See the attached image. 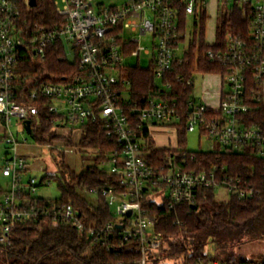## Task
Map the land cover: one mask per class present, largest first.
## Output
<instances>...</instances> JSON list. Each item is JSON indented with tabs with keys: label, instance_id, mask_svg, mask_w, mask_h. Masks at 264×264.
I'll return each instance as SVG.
<instances>
[{
	"label": "built area",
	"instance_id": "1",
	"mask_svg": "<svg viewBox=\"0 0 264 264\" xmlns=\"http://www.w3.org/2000/svg\"><path fill=\"white\" fill-rule=\"evenodd\" d=\"M30 1L0 0V124L12 151L2 168L3 175L11 177V187L0 194L2 244H11L15 225L54 216L95 243L108 235L119 246L136 241L140 252L136 264H158L167 252L163 234L156 230L158 218L151 216L145 203L164 197L172 209L194 204L203 188L224 189L240 198L261 193L251 178L219 172L218 166L187 169L188 149L180 147L177 137L176 143L161 145L154 129L177 135L179 123L185 121L187 131L198 130L217 144L215 151L249 152L264 158V0H52L61 18L52 26L28 21ZM213 6L219 14L240 12L241 21L229 24L222 41L217 29L214 40L205 37L209 45L205 56L222 70L202 72L197 60L189 77L176 75L177 82L194 87L183 104L173 83L162 80L177 65L188 63L189 54L199 59L200 40L193 50L191 47L193 31L188 35V47H181L187 39L185 21L193 17L197 29L201 16ZM146 35L150 47L142 45ZM51 52L71 64L79 62L78 70L70 71L69 79L61 82H43L29 74L25 79L29 88L21 92L22 57L45 61ZM141 56L149 61L159 87L155 94L139 100L131 94L127 69L132 65L127 60ZM200 73L220 78L215 104L195 93ZM41 105L53 115L59 136L46 145L50 149L77 155L85 128L93 122H100L108 137L117 139L119 148L109 153L107 166L118 175L121 190L105 187L89 192L108 196L110 205L117 203V216L101 228L87 225L72 201L42 206L33 200L39 197L38 186L47 181L24 179L30 163L19 147L29 145L32 134L27 133L24 121L39 114ZM14 117L22 122L17 132L12 129ZM65 129L67 133H63ZM157 148L172 149V154L153 164L150 158ZM115 247L107 246V250ZM208 264L225 263L213 260Z\"/></svg>",
	"mask_w": 264,
	"mask_h": 264
},
{
	"label": "trees",
	"instance_id": "2",
	"mask_svg": "<svg viewBox=\"0 0 264 264\" xmlns=\"http://www.w3.org/2000/svg\"><path fill=\"white\" fill-rule=\"evenodd\" d=\"M26 17L29 22L36 21L48 26L57 21L61 22L52 0H38L27 12ZM208 18L207 13L201 16L195 29L194 42L191 44L193 50L195 41L200 40L199 59L192 53L189 54L188 63L177 65L174 71L162 80L164 83H173L175 92L183 104L193 93L194 87L177 82V74L182 73L189 77L197 60L202 72L222 70L218 63L211 62L205 56V50L209 47L205 43ZM239 21L240 12L222 13L217 25L219 40L222 41L225 37L230 23L238 24ZM78 63L71 64L67 60H61L52 52L45 61L25 55L21 59L23 86L20 91L26 92L29 88L25 80L29 74L38 76L43 82H61L69 79L70 71L78 70ZM127 74L132 81L131 94L135 99L140 100L155 94L154 91L159 87L151 67L132 65L127 69ZM170 96L172 97V91ZM29 101L37 102L33 99ZM40 108L39 114L31 117L32 138L37 144L47 145L59 136L52 124L53 115L44 105ZM187 133L185 121L179 123L177 138L182 148H186ZM117 148V139L108 137L100 122L88 123L77 145V154L83 161L91 159L93 162L78 172L66 162L64 151L51 149L59 174H48L41 182L43 184L48 179L56 180L61 196L55 199L40 196L33 200L42 206L53 201H72L87 225L103 227L115 218L109 197L98 193L93 202L85 197V193H89L92 188L101 190L105 187H116L121 190L118 175L109 171L107 166L110 161L109 153ZM171 154L172 149L157 148L151 154L150 160L153 164H158ZM186 159L187 169L198 171L218 166L219 172L249 177L261 193L252 198L228 194V199L222 201L217 198V191L213 188H203L199 190L194 204L183 203L172 209L164 197L145 203L151 216L158 218L156 230L163 234L164 249L167 252L165 259L158 264H208L213 260L225 264H264V257L252 258L241 256L239 253L247 244L264 242V158L249 152L225 154L215 150H187ZM4 191L5 189L0 187V194ZM110 245L117 247L107 250ZM119 245L109 235L104 241L95 243L85 234L79 233L70 223L58 221L54 216L43 215L13 227L11 244L0 242V264H136L140 258L139 244L130 241ZM209 245L215 249V257H211L208 252ZM237 249L239 251H236Z\"/></svg>",
	"mask_w": 264,
	"mask_h": 264
},
{
	"label": "rangeland",
	"instance_id": "3",
	"mask_svg": "<svg viewBox=\"0 0 264 264\" xmlns=\"http://www.w3.org/2000/svg\"><path fill=\"white\" fill-rule=\"evenodd\" d=\"M32 7H30L31 9ZM221 14L217 12V6H213V9H210L208 13V20L206 21V32L205 37L207 38V41L214 40V37L216 36V29L219 22ZM194 22L195 20L193 17H189L186 19L185 23L187 26V39L186 41L181 45L182 48L188 47L189 41H188V35L190 32L195 34L194 30ZM142 45L146 47H150V37L149 35H146L142 41ZM39 60V59H38ZM128 64H131L133 66L140 65L143 68L149 67V61L144 56H141L140 58L137 57H131L127 60ZM218 86V87H217ZM221 87L220 78L218 76H215L214 74H198L196 76V82H195V93L198 97L202 98L206 103L215 104L217 102V96L216 92L219 91ZM225 88H227V85H225ZM204 90H207L206 93L203 95ZM216 96V97H215ZM22 125V122L18 121L16 117L13 118V127L12 129L17 132L18 128H20ZM63 133H67V129L62 130ZM155 134H161L162 138H165L168 136H172L174 133L172 131L167 132L163 130H157L154 129ZM177 135L174 134V138H172V144L177 142L176 139ZM167 142V140H166ZM165 142V143H166ZM29 145L33 146L35 145V151L30 156H28V160L30 163V169L24 173V179L28 180L29 178H35L38 183L41 182L43 177H45L48 174H59V169L55 160V157L53 153L51 152V149L46 145H40L34 142L32 135L29 139ZM186 148L191 151H200V150H213L217 149V144L213 143L205 134H201L200 131L194 130V131H188L187 133V143ZM12 152L10 149V145L6 143L5 141V132L3 129V126L0 124V187H3L5 190L9 189L11 187V177H7L3 175L2 168L5 162V156ZM66 162L74 168L76 171L81 172L86 165L91 164L93 161L91 159L83 161L81 156L79 154H67L66 155ZM47 182L44 183L41 186H38L36 195L45 197V198H58L61 196V191L59 188V184L54 179H48ZM50 181V182H49ZM217 198L219 200L225 201L228 199V194L224 189H219L217 192ZM85 197L88 198L91 201L96 200V195L92 193H85ZM111 208L115 216H117V203L111 202ZM236 251H239L238 249ZM208 252L210 253L211 257H215L216 251L212 247V245H209ZM241 256H248L252 258H262L264 257V242H255L250 243L241 248L239 251Z\"/></svg>",
	"mask_w": 264,
	"mask_h": 264
},
{
	"label": "crops",
	"instance_id": "4",
	"mask_svg": "<svg viewBox=\"0 0 264 264\" xmlns=\"http://www.w3.org/2000/svg\"><path fill=\"white\" fill-rule=\"evenodd\" d=\"M156 129L157 130L159 129V130H163L164 131V129H161V128H156ZM157 136H158V142L161 145H163L166 142V140H167V142H169V143L172 144V138H174L172 136H168V137L165 138L166 140L164 141V138L161 137L163 135L158 134ZM34 151H35L34 145L33 146H30V145H22V146L19 147V152L21 154H23V155H26L27 157L30 156L32 153H34Z\"/></svg>",
	"mask_w": 264,
	"mask_h": 264
},
{
	"label": "water",
	"instance_id": "5",
	"mask_svg": "<svg viewBox=\"0 0 264 264\" xmlns=\"http://www.w3.org/2000/svg\"><path fill=\"white\" fill-rule=\"evenodd\" d=\"M31 6H35L36 5V0H31L30 1ZM25 124V128L27 130L28 134H32V120L31 119H27L24 121ZM129 215H131V211L129 212Z\"/></svg>",
	"mask_w": 264,
	"mask_h": 264
}]
</instances>
